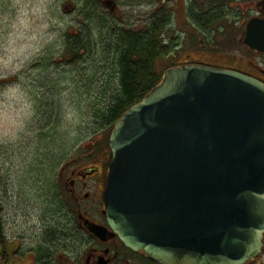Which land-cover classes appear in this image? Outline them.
I'll return each mask as SVG.
<instances>
[{
    "label": "water",
    "instance_id": "95a60500",
    "mask_svg": "<svg viewBox=\"0 0 264 264\" xmlns=\"http://www.w3.org/2000/svg\"><path fill=\"white\" fill-rule=\"evenodd\" d=\"M243 43L264 52L263 19L249 20ZM108 145L104 213L127 248L160 264H241L260 250L263 82L200 64L167 69Z\"/></svg>",
    "mask_w": 264,
    "mask_h": 264
},
{
    "label": "rangeland",
    "instance_id": "374dc122",
    "mask_svg": "<svg viewBox=\"0 0 264 264\" xmlns=\"http://www.w3.org/2000/svg\"><path fill=\"white\" fill-rule=\"evenodd\" d=\"M89 1L0 0V226L7 249L19 256L8 252L3 264H39L38 258L46 264H69L66 256L73 262L80 257L76 239L69 237L73 231L60 229L69 206L62 190L56 194V179L62 165L84 160L106 144L108 132L97 129L96 115L117 87L114 32L139 31L151 16H169L171 25L161 39L171 49L156 60L158 73L187 58L225 67L234 59L231 51H241L240 43L229 39L227 51L193 50L194 42L204 35L215 39L222 25L233 23L238 35L249 17L248 0H183L186 8L213 4L209 19L215 22L205 31L195 28L197 35L185 41L183 33L199 25L180 0L179 6L123 0V14L114 18ZM179 9L186 11L185 17ZM72 35L90 43L74 63L66 53ZM208 53L210 58H204ZM251 56L264 66V56ZM57 223L55 235L51 232Z\"/></svg>",
    "mask_w": 264,
    "mask_h": 264
},
{
    "label": "flooded vegetation",
    "instance_id": "af4514ba",
    "mask_svg": "<svg viewBox=\"0 0 264 264\" xmlns=\"http://www.w3.org/2000/svg\"><path fill=\"white\" fill-rule=\"evenodd\" d=\"M93 1L97 3V6H101L103 11H107L105 17L114 18V16L117 17L123 14L120 11L121 8H123V0H92L89 1L88 4ZM180 1L182 3V8L185 9L186 7L183 0ZM180 1L162 0L160 4L167 5L169 2H175L179 6ZM244 4L248 5L249 10V17L247 20L253 17L264 19V0H248L245 1ZM212 6L213 4L202 7L205 9H201L192 4L189 8H186L189 17L192 18V21H194L196 25H199V28L194 26L193 29L185 31L183 34L185 41L197 35L196 29L198 31H205L212 26L214 21L209 19L210 14L213 12ZM88 8L90 7L87 5L86 9ZM183 9H179V12L182 14V17H185L186 11ZM174 10L177 11V9ZM152 17L153 16H151V18ZM161 17H164V15ZM151 18L147 21V25H151ZM239 23L243 24L244 22ZM235 24H237V22H235ZM170 25L171 22L168 20L166 22V28ZM232 28L233 27L229 25H222V27H220L222 34L217 35L215 38L216 40L207 35H204L205 38L201 36L198 37L194 42L193 50L205 47V49L223 48L229 51V49H231L228 47L229 39H231L232 42L234 41L236 45L240 43L241 51L236 53L231 51V56H233L234 59L232 60V64L225 66V68L245 73L264 82V66L261 61L258 62L251 56H264V52L252 49L243 43L246 30L245 26H239L240 30L238 35H236L237 32L232 31ZM172 39L175 40V38ZM216 41L221 42L214 43ZM166 43L169 44L168 42ZM206 44L208 45L206 46ZM199 53L200 50L198 51V54ZM210 55V53L205 54L204 58H210ZM185 56L190 57V53H186ZM95 151L96 152H93L91 156L83 158L84 160L62 165L58 173V178L56 179L57 187H60L56 194L59 196L60 190H62L61 192L68 197L66 203L69 206L67 217L65 214L60 229L63 228L65 232L73 231V234L69 235V237L76 239V247L79 248L78 254L80 255L75 262L72 261L73 258L69 260L66 256V262H69V264H159L149 259L143 251H132L127 248L119 237L112 233L104 214L103 201V192L106 185L108 164L110 161V149L105 144L104 146L96 147ZM58 226L57 223L53 228L54 232L51 233L57 235V231H60ZM93 226L100 228V235L93 233L89 229ZM2 228L0 226V264H3L8 259V252L12 253L14 258H19L15 249H7V240L2 233ZM42 256L45 255L43 254ZM38 260L39 264H46V262H42L41 258H38ZM241 264H264V233L260 250L257 254L248 258Z\"/></svg>",
    "mask_w": 264,
    "mask_h": 264
},
{
    "label": "trees",
    "instance_id": "16d2710c",
    "mask_svg": "<svg viewBox=\"0 0 264 264\" xmlns=\"http://www.w3.org/2000/svg\"><path fill=\"white\" fill-rule=\"evenodd\" d=\"M90 4L94 8L98 7L94 1ZM167 21V16L152 17L151 25H146L139 31L114 32L112 46L115 52L117 87L109 93L106 105L96 115L98 130L109 132L125 110L139 102L161 81L162 73L157 72L156 60L166 56L171 49V46L161 39ZM75 37L73 35L69 37L73 42L66 47L69 62L72 60L71 63L80 59L82 52L90 45L88 41L79 40L78 42L79 36L75 35Z\"/></svg>",
    "mask_w": 264,
    "mask_h": 264
}]
</instances>
